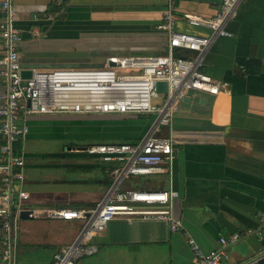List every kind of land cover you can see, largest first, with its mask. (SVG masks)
Returning a JSON list of instances; mask_svg holds the SVG:
<instances>
[{
  "label": "crops",
  "instance_id": "obj_1",
  "mask_svg": "<svg viewBox=\"0 0 264 264\" xmlns=\"http://www.w3.org/2000/svg\"><path fill=\"white\" fill-rule=\"evenodd\" d=\"M221 1L175 0L174 30L208 35L209 29L188 24L183 15L212 16ZM12 2L19 12L16 26L22 35L23 70L93 66L102 62L96 61L99 57L165 50L167 34L156 28L166 10L163 0ZM35 14L51 18L34 19ZM226 29L231 34L213 40L201 69L227 86L217 95L191 91L187 100L177 103L170 125L162 130L175 149L171 170L160 179H150L153 186L178 192L173 214L182 220L183 229L173 232L157 220H113L92 237L97 250L81 256L76 264H196L186 235L208 252L219 245L220 237L236 231L242 233L250 253L243 256L230 247L221 264H253L256 259L264 264V0H240ZM2 52L0 39V56ZM4 89L0 75V92ZM95 117L116 118L95 114L28 118L30 130L16 148L24 152L26 161L23 187L29 196L24 206L36 216L19 214L16 264H49L53 254L71 241L79 222L50 220L47 210L90 208L110 180L107 164L95 173L97 165L91 161H70L77 154L70 152L69 145L58 151H28L25 143L35 129L43 132L68 118ZM37 157L49 160L29 165Z\"/></svg>",
  "mask_w": 264,
  "mask_h": 264
},
{
  "label": "built area",
  "instance_id": "obj_2",
  "mask_svg": "<svg viewBox=\"0 0 264 264\" xmlns=\"http://www.w3.org/2000/svg\"><path fill=\"white\" fill-rule=\"evenodd\" d=\"M163 1L166 10L156 25L167 34L163 52L109 55L97 65L33 69L29 77H23L19 55L22 35L16 26L19 12L12 0H1L0 75L5 89L0 92V264H16L15 232L20 212L28 210L29 217L36 216L24 206L29 196L23 187L26 161L24 152L15 148L30 130L28 118L35 115H153L146 131L135 141L93 142L83 149L70 148L71 152H83L107 163L110 181L90 208L47 210L50 220L79 222L71 241L53 254L49 264H76L81 256L94 253L97 246L92 237L113 220H157L173 232L183 229L182 220L173 214V199L178 192L173 188L139 187L143 181L135 179L170 172L175 149L162 130L170 125L177 103L191 91L217 95L227 86V82L203 72L201 66L213 40L231 34L226 24L235 15L240 0H222L212 16L183 15L188 24L209 29L208 35L174 30L175 0ZM33 17L51 18L46 14ZM157 81H166L165 92L156 90ZM156 98H161L160 102L152 103ZM261 238L264 240V233ZM186 240L196 264H221L243 235L236 231L222 236L219 245L208 252L193 237L186 235ZM253 264H258V259Z\"/></svg>",
  "mask_w": 264,
  "mask_h": 264
},
{
  "label": "rangeland",
  "instance_id": "obj_3",
  "mask_svg": "<svg viewBox=\"0 0 264 264\" xmlns=\"http://www.w3.org/2000/svg\"><path fill=\"white\" fill-rule=\"evenodd\" d=\"M104 59L99 57L96 58V61H103ZM100 63V62H98ZM163 98V96L161 95ZM161 98L152 99V103H159ZM153 116L149 114H143L142 116H133V117H116L111 121L97 120L100 117L90 118L88 120H80L74 118H68L58 124H53L52 126H47L43 128L44 131L35 129L32 135L29 137L25 143V148L28 151H58L63 149L64 145H69L71 147H82L88 143L93 142H107L112 139H117L123 136H129L137 134L140 136L147 129V125L151 123V118ZM94 119V120H93ZM58 125V126H57ZM144 130L141 132V129ZM146 128V129H145ZM71 152V151H70ZM72 158H68L70 161L75 162L80 160L91 161L97 166L95 168V173H99L103 165L107 163L95 160L94 158H87V156L81 155H71ZM69 156V157H71ZM49 159H44L42 157H37L29 161V165L32 162L44 163ZM69 171V172H68ZM65 172L69 173V177H72L73 173L69 169ZM147 179H152L151 177L139 178L135 181H143ZM156 179H160L159 176H156Z\"/></svg>",
  "mask_w": 264,
  "mask_h": 264
},
{
  "label": "water",
  "instance_id": "obj_4",
  "mask_svg": "<svg viewBox=\"0 0 264 264\" xmlns=\"http://www.w3.org/2000/svg\"><path fill=\"white\" fill-rule=\"evenodd\" d=\"M111 65H113V62L110 63ZM23 77H29L31 75V70H22L21 72ZM156 90L157 91H161V92H165L167 90V83L166 81H157L156 82ZM185 100L188 99V96H186L184 98ZM79 149H83L84 146L82 147H78ZM29 211L28 210H22L20 212V216L23 218H27ZM231 250L240 253L243 256H247L250 253V248L249 245L247 243V241L245 240H241L235 244H233L231 246Z\"/></svg>",
  "mask_w": 264,
  "mask_h": 264
},
{
  "label": "trees",
  "instance_id": "obj_5",
  "mask_svg": "<svg viewBox=\"0 0 264 264\" xmlns=\"http://www.w3.org/2000/svg\"><path fill=\"white\" fill-rule=\"evenodd\" d=\"M166 38V37H165ZM165 45H166V43H165ZM150 54H152V53H150ZM143 114H138V115H123V116H116V117H133V116H142ZM150 116L152 115V114H149ZM153 116V115H152ZM149 125V124H148ZM147 125V126H148ZM146 129V128H145ZM144 130V128L143 129H141V132ZM143 134V133H142ZM141 134V135H142ZM140 135V136H141ZM140 136H138L137 134H133V135H129V136H123V137H120V138H117L116 140H114V141H120V142H132V141H135V140H137ZM15 148H16V144H15ZM74 154H77V155H85V153H83V152H76V153H74ZM109 181L110 180H108V182H107V185H108V183H109ZM139 187H148V188H158V187H156V186H153L152 185V183L150 182V179H147V180H143V182L141 183V184H139Z\"/></svg>",
  "mask_w": 264,
  "mask_h": 264
}]
</instances>
